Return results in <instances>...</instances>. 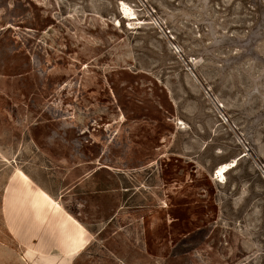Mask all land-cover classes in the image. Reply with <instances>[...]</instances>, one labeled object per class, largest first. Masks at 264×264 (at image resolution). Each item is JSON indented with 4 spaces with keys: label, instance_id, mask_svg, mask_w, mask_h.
Returning a JSON list of instances; mask_svg holds the SVG:
<instances>
[{
    "label": "rangeland",
    "instance_id": "rangeland-1",
    "mask_svg": "<svg viewBox=\"0 0 264 264\" xmlns=\"http://www.w3.org/2000/svg\"><path fill=\"white\" fill-rule=\"evenodd\" d=\"M0 264H264V0H0Z\"/></svg>",
    "mask_w": 264,
    "mask_h": 264
},
{
    "label": "bare ground",
    "instance_id": "bare-ground-1",
    "mask_svg": "<svg viewBox=\"0 0 264 264\" xmlns=\"http://www.w3.org/2000/svg\"><path fill=\"white\" fill-rule=\"evenodd\" d=\"M122 14L124 13V15H130L132 16L134 13L131 11V8H129L128 6H126L124 3H123V11L121 12ZM124 17V16H123ZM133 19V18H132ZM136 19V18H135ZM118 23V22H117ZM235 162V160H234ZM234 162H225V163H222L218 166L217 168V178H220L219 181L220 182H224V179H225V176H226V173L232 168L234 167Z\"/></svg>",
    "mask_w": 264,
    "mask_h": 264
}]
</instances>
